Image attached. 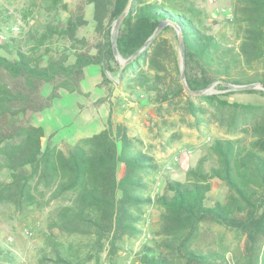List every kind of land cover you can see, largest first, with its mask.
<instances>
[{"label":"trees","instance_id":"obj_1","mask_svg":"<svg viewBox=\"0 0 264 264\" xmlns=\"http://www.w3.org/2000/svg\"><path fill=\"white\" fill-rule=\"evenodd\" d=\"M127 1L83 0L92 6L99 37L93 53L88 40L78 36L88 24L83 5L68 11L62 0H40L48 15L68 12V17H45L26 30L0 5V205L20 211L57 202L38 264H100L103 255L108 264H122L127 243L142 234L144 208L150 205L160 208L158 226L137 252L140 264H228L231 253L237 264H264V91L224 85L264 87V0H234L233 45L212 34L203 11L188 0H132L114 39L122 59L140 50L159 24L165 26L120 67L112 29ZM28 19L24 14L26 24ZM14 28L21 37L12 35ZM176 32L188 88L198 92L216 83L224 92H185ZM91 65L100 67L103 84L111 82L105 72H117L125 94L144 95L161 125L176 114L182 122L192 119L193 126L213 123L222 129L226 137L209 146L213 164L206 168L208 158L200 157L183 181L167 180L162 193L152 197L150 180L158 165L126 125L108 121L66 150L43 146L46 133L31 115L50 107L60 89L80 93L84 69ZM46 84L51 91L42 98ZM236 92L258 94L263 102H229L226 97ZM214 181L223 184L224 194L211 200ZM0 257V264L14 258L8 249H0Z\"/></svg>","mask_w":264,"mask_h":264},{"label":"rangeland","instance_id":"obj_2","mask_svg":"<svg viewBox=\"0 0 264 264\" xmlns=\"http://www.w3.org/2000/svg\"><path fill=\"white\" fill-rule=\"evenodd\" d=\"M62 1L67 5L68 11H73L77 5H83L84 17L88 24L78 31V36L88 40L93 53L99 37L93 31L92 6L83 4V0ZM188 1L203 11L212 34L226 44L237 43L235 27L232 24L234 0ZM0 5L13 11L16 24L21 25L24 30L28 29L29 25L30 27H38L39 22H42L45 17H60L61 20H65L69 14L68 12H60L58 16L48 15V11L44 9L40 0H0ZM24 14L29 17L28 24L22 20ZM18 31L17 28H14L11 33L21 37L22 34L19 35ZM4 32L7 33V30L4 29ZM0 37L3 39V36ZM62 45L61 42L54 44L58 49H61ZM72 62L73 57L70 55L68 63ZM105 74L110 79V83H102L101 69L98 65L86 67L80 83V93H68L60 89L57 92L58 97L53 101L54 104L52 102L50 107L31 115V121L34 125L45 127L46 135L42 139L43 146L50 143L60 150H66L69 145L80 139L79 136L82 132L79 122L90 114H96L99 119L98 123H101L103 127L108 125V121L113 126L119 123L126 125L129 128V133L142 141L140 148L152 155L158 165L156 173L150 180V195L152 197L162 193L167 180L183 181L185 171L189 167L195 166L200 157L205 155L208 158L206 168L213 164L209 146L214 139L226 137L222 129L213 123L193 126L191 124L192 119L186 116L182 122L180 115L176 114L167 117L166 125H161L160 118L154 117V108L147 102L144 95L137 92L130 95L125 94L119 86L117 72H105ZM50 91L51 86L44 85L42 98H46ZM222 92L224 91L217 90L215 85L213 92L205 95ZM63 99H69V104ZM226 99L229 102L244 104L263 102L260 95L253 93L236 92L227 96ZM60 100L64 101L63 106L53 107L55 102ZM60 109L63 110L61 116L56 113ZM54 115L59 116L54 117ZM149 120L151 121L149 122ZM152 121L157 122V125H154ZM90 132L92 131H88L86 134L89 135ZM181 149H189L191 153L187 156L181 155L179 162L172 167V170H167L165 168L166 163ZM121 172L122 166L120 165L118 176L121 175ZM6 177L5 174L1 175L2 179H6ZM223 194V184L214 181L209 194L210 199L222 198ZM56 203L52 200L41 208L28 207L20 211L9 204L0 205V249L10 250L12 258L14 257L13 261L3 260L4 264H38V253L43 245V234L47 230V220ZM159 213L160 208L156 205L144 208L141 224L142 234L137 240L127 243L125 251L121 254V257L124 258L122 264H140L137 252L141 245L149 244L153 238V231L158 226ZM25 231L31 235L25 234ZM226 240L232 241V235L228 234ZM242 245L243 243L240 247ZM232 255L233 253L227 255L228 264H237L235 256L232 259ZM100 264H108L105 255L102 256Z\"/></svg>","mask_w":264,"mask_h":264},{"label":"water","instance_id":"obj_3","mask_svg":"<svg viewBox=\"0 0 264 264\" xmlns=\"http://www.w3.org/2000/svg\"><path fill=\"white\" fill-rule=\"evenodd\" d=\"M131 3L132 0H128L127 4L125 5L124 9L122 10V12L120 13L119 17L116 19L114 25H113V29H112V44H113V53L115 56V59L117 61V63L119 64L120 67H123L124 65L128 64L129 62H131L151 41V39H153L165 26L164 23H161L157 26V28L155 29L154 33L151 35V37L145 42V44L140 48V50L136 51L133 55H131L128 59L124 60L122 59L119 54L116 51L115 45H114V39L116 37V34L118 32V29L120 28L123 20L125 19V17L127 16L130 7H131ZM176 36H177V40H178V47H179V55H180V62H179V69H180V78H181V82L183 85V88L185 90V92L188 95H192V96H202L205 94H209L211 92H213V87L216 85V83L209 85L208 87H206L204 90L202 91H191L185 81V74H184V57H183V43H182V37L181 34L179 32H176ZM105 63L103 64V68H105ZM220 83V82H217ZM227 87H229L232 90H244V89H260L264 91V87L261 84H251V85H242V86H238V85H228V84H224Z\"/></svg>","mask_w":264,"mask_h":264},{"label":"crops","instance_id":"obj_4","mask_svg":"<svg viewBox=\"0 0 264 264\" xmlns=\"http://www.w3.org/2000/svg\"><path fill=\"white\" fill-rule=\"evenodd\" d=\"M63 100H65V102L67 101L68 104H69V99L68 100L63 99ZM63 102L64 101H61V100L60 101H57V103L55 102V105H53V107L54 106L57 107V108L58 107H62L63 104H64ZM53 104H54V102H53ZM61 109L60 110H57V112H56L57 114L59 113L60 116L63 115V110H61ZM57 116H59V115H57ZM57 116L54 115V117H57ZM84 120H85V122H83ZM98 122H99V119L96 116V114H90L87 118L82 119L79 122L80 123V131L82 132L81 136L84 135V137H89V136H92L93 134H96V133L100 132L101 130H103L105 127L101 126L102 124L101 123H98ZM39 126H41V125H39ZM41 127L44 129V131L46 133L45 127L44 126H41ZM98 127H100V128L98 129ZM94 130H96V131H94ZM88 131H92V132H90L89 135H88V134H86V132H88ZM81 136H79V137L80 138H83Z\"/></svg>","mask_w":264,"mask_h":264},{"label":"built area","instance_id":"obj_5","mask_svg":"<svg viewBox=\"0 0 264 264\" xmlns=\"http://www.w3.org/2000/svg\"><path fill=\"white\" fill-rule=\"evenodd\" d=\"M190 153H191V150H189V149H181V151L179 153L174 154L172 156L171 160L166 163L165 168L167 170H172V167L179 162L181 155L187 156ZM25 234L31 235V233H28L27 231H25Z\"/></svg>","mask_w":264,"mask_h":264}]
</instances>
